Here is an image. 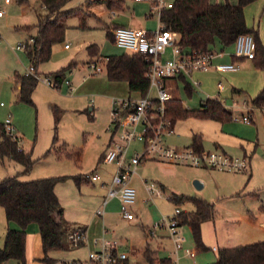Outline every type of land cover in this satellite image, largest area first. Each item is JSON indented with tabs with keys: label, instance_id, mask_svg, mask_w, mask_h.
<instances>
[{
	"label": "rangeland",
	"instance_id": "374dc122",
	"mask_svg": "<svg viewBox=\"0 0 264 264\" xmlns=\"http://www.w3.org/2000/svg\"><path fill=\"white\" fill-rule=\"evenodd\" d=\"M104 1L71 0L62 8L63 11L79 10L78 14H70L62 19L67 26L64 40L54 45L51 58L40 63L38 71L41 76L49 75L54 81L53 73L67 68L71 63L75 64L62 75L59 87L39 80L32 94L33 102L21 101L18 97L15 75L25 74L30 67L26 52L19 44L27 42L36 34L35 25L49 12L42 0H28L27 4L12 0L9 4H3L6 13L0 17V123L9 114L12 115L25 150L31 152L32 158L36 160L33 168L25 171L24 166L14 160L0 158V180L11 176L23 181L69 176L56 185V191L64 208V216L73 226L91 224V219L108 193V186L103 185V182H109L108 179L116 170L114 164L103 161L113 134L122 132V129H115L112 123L113 101L140 97L138 93L130 92L126 81L110 80L103 63H99L103 67L99 73H95L90 66L92 61L98 60L97 56L89 54L88 48L92 44L98 45L103 57L127 52L107 35L112 14L108 12ZM150 9L151 3L148 1L126 0V14L133 16L144 28L156 31L160 19L157 14L147 17ZM246 11L250 22L248 26L256 29L260 27L264 36V5L260 2L251 3ZM30 27L33 28L30 30ZM213 50L234 55L235 44L224 50L218 45ZM169 54L166 53L165 58L170 57ZM218 63L232 62L216 58L214 64ZM246 63L237 71L220 72L212 68L201 73V76L196 77L201 87H195L192 94L186 91L182 80L178 82V90L175 85L167 83L166 86L189 109L201 108L199 92L202 91L211 98L218 97L225 101L232 112L242 111L248 107L247 102L256 97L264 82V70L257 68L252 60ZM219 83L223 86L221 91ZM234 87L241 89L243 95L234 93ZM150 94L155 97L156 90L151 89ZM254 120L255 123L251 124L235 119L224 123L196 116L178 120L174 131L162 136L165 145L178 149L190 147L188 144L197 133L211 146L222 135V131L229 132L234 135L231 136L232 140L234 137L246 139L243 143L248 156L245 157L251 159V168L248 171H231L160 159L143 160L131 179V185L137 191L136 202L132 207L135 218H124L120 204L111 199L105 220L96 216L97 221L90 226L92 233L89 234L88 229L85 245L53 251L49 257L55 260H86L89 251L95 249V239L103 237L104 229V237L116 240L120 249L127 253L129 264H150L145 257L148 249L154 252L155 264H158V258L166 256L179 257V264H210L217 260L219 252L213 250L214 247L220 250L263 241L264 117L261 111H255ZM223 126L226 129H222ZM142 128L139 125L137 129L140 131ZM144 152V141L134 140L126 156L129 159L136 153ZM244 154L245 151L240 150L233 155L243 157ZM94 173H98L102 179L92 181ZM73 176H80L82 182L77 184ZM196 181L203 186L198 187ZM147 184H153L160 191L149 202ZM173 193L203 198L215 204L214 218L202 225V238L208 249L197 251V257L186 256V249L194 251L197 247L189 225L180 226L185 243L178 256L174 253L168 229L163 227L157 230L155 236L150 234V229L163 221L164 217H173L176 208L182 212L194 210L192 202L177 204L171 201L169 198ZM8 227L20 229L16 222L8 224L5 209L0 206V247L4 246ZM26 231V264H46L38 223L29 224Z\"/></svg>",
	"mask_w": 264,
	"mask_h": 264
},
{
	"label": "trees",
	"instance_id": "16d2710c",
	"mask_svg": "<svg viewBox=\"0 0 264 264\" xmlns=\"http://www.w3.org/2000/svg\"><path fill=\"white\" fill-rule=\"evenodd\" d=\"M27 4L28 0H16ZM71 0H42L49 14L40 19L35 25L37 32L31 38L34 43L28 44L25 50L31 64L38 69L40 63L48 61L56 43L64 40L67 26L62 22L70 14L78 10L63 11L62 8ZM257 0H238L237 4L229 1L225 3H212L210 0H175L174 6L164 9L161 21L168 30L180 35L179 45L188 51L198 53L210 52L217 45L223 50L234 45L241 34H252L257 48L256 56L252 61L257 68L264 70V41L259 29L250 28L247 23L245 8ZM109 5L121 4L122 0H106ZM33 27H30V30ZM108 37L115 43L114 32L108 27ZM115 29V28H114ZM90 56L100 57V48L92 44L88 48ZM234 59L238 57L233 56ZM91 63V61H90ZM71 63L53 73L54 82L59 87L62 83V75L73 66ZM149 62L141 53L124 52L118 55L108 56L106 64L107 76L112 81H126L131 93L136 92L140 96L146 95L150 88V80L147 76ZM49 76V75H48ZM51 77V76H50ZM185 79L184 76L181 78ZM15 81L18 85V97L21 101L33 102L32 94L36 89L38 80L33 75L16 73ZM186 91L192 94L191 83H185ZM253 105L264 106V87L252 100ZM167 114L174 124L181 119L196 116L206 119H214L220 122L233 120V112L220 100L207 98L202 101L200 109L186 108L183 101L176 96L167 103ZM190 147L197 152L204 150L203 136L194 134ZM0 158H9L24 166L25 171H30L35 159L31 152L20 150L16 141L7 134L3 123H0ZM69 176H57L23 181L17 176L6 177L0 180V206L5 209L8 224L16 222L20 229L8 227L4 246L0 247V264L6 261H14L18 264H26L27 231L29 224L36 222L39 225L42 247L46 264L55 259L49 254L53 251L68 249L70 246L79 247L84 242L73 244L69 239L76 229L83 226H73L64 216V208L56 193V185L66 180ZM77 184L82 182L80 176H73ZM180 204L192 202L194 210L181 212L178 216L179 226L189 225L193 238L199 251L206 248L202 238V225L205 221L215 216V204L203 198L173 193L169 198ZM217 260L210 264H264V240L250 244L238 245L218 249ZM154 253L150 249L145 251V257L150 264L154 263ZM158 264H176L171 257H160ZM127 264V261H126Z\"/></svg>",
	"mask_w": 264,
	"mask_h": 264
},
{
	"label": "built area",
	"instance_id": "2783aa9c",
	"mask_svg": "<svg viewBox=\"0 0 264 264\" xmlns=\"http://www.w3.org/2000/svg\"><path fill=\"white\" fill-rule=\"evenodd\" d=\"M11 1L0 0V17L6 13L3 4H9ZM134 1H148L151 3V9L146 16L152 17L157 14L160 19L159 27L156 31L130 26L116 27L113 31L115 44L128 52L141 53L146 57L149 62L147 76L150 80V88L146 95L140 96L138 99L129 97L113 101L112 123L115 124V129H122V132L119 135L115 134L117 131L113 134L104 152L103 161L114 164L116 170L111 183L108 185V193L101 207L95 212L96 215L104 216L106 205L111 199L116 198L119 201L122 216L128 220L135 218L132 207L137 198V191L131 185V179L143 160L160 159L170 163H186L219 170L248 171L250 169V161L245 156H234L220 150L197 152L193 147L178 149L164 144L162 136L171 134L175 125L167 114V103L174 96L168 90L166 81L184 76L185 78H191L194 85H198L199 82L193 78L194 73L197 71L207 72L212 68H216L220 72H232L239 70L240 66L235 62L214 64V60L222 56L223 52L212 50L206 53H198L197 51L183 49L179 45L180 35L175 31L166 29L161 21L162 11L172 8L175 0ZM34 41V38L30 37L27 42L20 43L19 47L26 50L27 45L34 43ZM234 44V56L250 60L255 58L257 45L252 34L239 35ZM168 49L171 51V56L165 58ZM107 61L108 57H101L96 61H92L90 66L95 73H99L103 71V67L99 63L106 66ZM25 74L33 75L38 81L41 80L49 85L57 86L50 76H41L38 69L31 63ZM153 88L156 90L155 97L150 94ZM222 88V84L219 83V90L221 91ZM213 99H218L226 105L225 101L218 97H213ZM1 104L4 105V103ZM247 104L246 111L233 110V119L250 123L256 110L261 111L264 117V106L258 107L253 105L252 102H247ZM3 125L7 134L13 141H16L19 149L23 150V138L17 132L11 114L7 116ZM139 125L143 126L140 131L137 129ZM134 140L144 141L145 152L143 154L136 153L128 159L126 156L127 151ZM100 178L98 173L91 176L92 181H98ZM146 188L150 196L147 199L148 202L154 198L156 193L160 194V191L153 184H147ZM181 212L180 208H176L173 217H164L163 221L156 223L154 228L150 229L151 236H155L160 228L168 229L176 255L185 243V237L180 230L177 219ZM261 226L264 228V218ZM69 239L75 245L79 242L86 243L88 241L87 232L83 228H78L70 234ZM94 245L95 249L89 251L88 257L84 261L60 259L54 260L50 264H126L128 255L120 249V244L116 240L106 239L103 236L95 239ZM214 249L217 250V248ZM186 253L190 257L196 256L195 251L189 249H186ZM3 264L18 263H13L10 260Z\"/></svg>",
	"mask_w": 264,
	"mask_h": 264
},
{
	"label": "crops",
	"instance_id": "0c3cea01",
	"mask_svg": "<svg viewBox=\"0 0 264 264\" xmlns=\"http://www.w3.org/2000/svg\"><path fill=\"white\" fill-rule=\"evenodd\" d=\"M100 2H102V1H104V0H99ZM212 3H225V2H227V1H229V2H231V3H233V4H237L238 3V0H210ZM105 2V1H104ZM137 2V1H136ZM256 2H260L261 4H263L264 5V0H257V1H255V2H253V3H256ZM106 3V5L108 6V9H109V11L108 12H110L111 14H112V16L110 17L111 19H110V21H111V25H109V27H111V29L114 31V28H116V27H120V26H130V27H138V28H144L142 25H141V23L138 21V20H136L133 16H130V15H128V14H126V0H122V3L121 4H112V5H109L107 2H105ZM252 3V4H253ZM248 7V6H247ZM247 7L245 8V14H246V18H247ZM47 16V15H46ZM254 22H255V24H254ZM254 22H253V24L256 26V20L254 19ZM247 23H248V20H247ZM250 23V22H249ZM248 23V24H249ZM258 27H259V25H258ZM144 29H146V28H144ZM259 29V31H260V36H261V38L263 39V41H264V36H263V34H262V32H261V30H260V27L258 28ZM148 30V29H147ZM150 31V30H149ZM218 46V45H217ZM65 47H66V45H65ZM66 48H69V47H66ZM170 53L169 55L171 56V51H170V49H168L167 50V52L166 53ZM100 55V54H99ZM233 56L234 55H229L228 53H226V51H224L223 52V55L222 56H220V57H218V60H223V61H231V62H235V63H237L239 66H240V69L242 68V67H244V66H246V61L247 60H250V59H246V58H240V57H238L237 59H234L233 58ZM101 57H103L102 55H100V57H98V59L99 58H101ZM90 63V62H89ZM254 63V62H253ZM248 66V65H247ZM201 73H206V72H203V71H200V72H196L194 75H193V78L195 79V80H197L198 82H199V84L198 85H194L193 83H192V80H191V78H185V79H183V77L181 78V77H178V78H172V79H168L167 81H166V85H167V83L168 84H170L171 86H174L175 85V89H177L178 90V88H179V85H178V82H179V80H182V82H184V84L186 83V82H189V83H191V85H192V87H193V89L195 88V87H199L200 85H201V82L198 80V79H196V77L198 78L199 76H201L202 74ZM210 74V73H209ZM208 74V75H209ZM203 75H205V74H203ZM129 87V86H128ZM201 87V86H200ZM264 87V82H263V84L260 86V91L262 90V88ZM170 92H171V94H173V96H175V94H174V92H173V90H169ZM259 91V92H260ZM233 92L234 93H236V94H238V95H243V91L241 90V89H238V88H236V87H234L233 88ZM258 92V93H259ZM199 93H205V92H202V91H200ZM257 93V92H256ZM207 95V94H206ZM207 97H209L208 95H207ZM252 100H253V98H251ZM252 100H250V102H252ZM202 101H203V99H202ZM226 103V102H225ZM228 107V106H227ZM229 108V107H228ZM232 110V109H231ZM255 120H254V116H253V120H252V122H250V123H248V124H251V123H255L254 122ZM224 123H227V122H224ZM175 126V125H174ZM222 129H226V127L225 126H223V128ZM249 129H255L254 127H249ZM257 129H259V128H257ZM223 133H221L222 135H219V137H217V139L215 140V142L211 145V146H209L208 145V143H206L205 141H204V139H203V147H204V150H208V149H210V148H213V149H218V150H220V151H224V152H226V153H229V154H234V153H236V152H238V151H240V150H242V152H243V150L245 151V154H244V156H248V154H247V149L244 147V143L243 142H245L246 141V139L245 138H242V137H234V139L232 140L231 139V136L233 137L234 135H231V133H227V132H224V131H222ZM19 133V132H18ZM20 134V133H19ZM258 135H259V131H258ZM192 143V142H191ZM191 143L190 144H188V146H190L191 145ZM109 145V144H108ZM25 149V148H24ZM250 160V168H251V159H249ZM114 175V174H113ZM113 175H112V177L111 178H109L108 179V181L109 182H103V185H109L110 183H111V181H112V178H113ZM101 177V176H100ZM102 179V177L100 178V180ZM99 181V180H98ZM108 183V184H107ZM132 183V182H131ZM199 183H201V182H199ZM202 184V183H201ZM203 186V185H202ZM56 193H57V191H56ZM58 195V194H57ZM59 197V196H58ZM60 199V198H59ZM114 200H116L118 203H119V201L116 199V198H114ZM61 202V201H60ZM108 204H109V202H108ZM108 204L106 205V207H105V215H106V209H107V206H108ZM105 215L104 216H99V215H96L95 214V216H93V218L91 219V224L90 225H75V227H78V226H83V227H85L86 228V232H87V236L90 234V233H92V230H91V228H90V226L92 225H94L95 224V222L97 221V217L96 216H98V217H103V219H104V217H105ZM263 218H264V215H263V217L261 218V222H262V220H263ZM68 220V219H67ZM105 220V219H104ZM103 223H105L104 221H103ZM104 226H105V224H104ZM88 229H89V234H88ZM105 230L106 229H104V234H103V236L105 235ZM172 240V239H171ZM214 248H217V247H214ZM213 248V250H215ZM217 250H218V248H217ZM195 251V253H196V256L195 257H197V251L199 252V250H198V248L196 247V250H194ZM154 253V252H153ZM174 253H175V250H174ZM176 254V253H175ZM179 254V253H178ZM178 256V255H177ZM186 256H188V255H186ZM169 257H171L173 260H174V262L176 263V264H179V262H180V260L181 259H179V257H177V258H174V257H172V256H169ZM190 257V256H189ZM198 259H200V257H198ZM198 261H200V260H198ZM127 264H129V260H127ZM196 264V263H195Z\"/></svg>",
	"mask_w": 264,
	"mask_h": 264
},
{
	"label": "water",
	"instance_id": "95a60500",
	"mask_svg": "<svg viewBox=\"0 0 264 264\" xmlns=\"http://www.w3.org/2000/svg\"><path fill=\"white\" fill-rule=\"evenodd\" d=\"M199 94H200L201 99H203V100H206L208 98L205 93H199ZM196 184L198 187H202V184L199 183V181H196Z\"/></svg>",
	"mask_w": 264,
	"mask_h": 264
}]
</instances>
